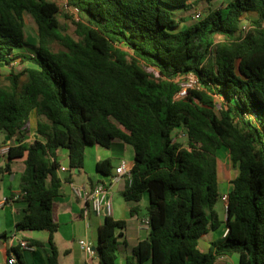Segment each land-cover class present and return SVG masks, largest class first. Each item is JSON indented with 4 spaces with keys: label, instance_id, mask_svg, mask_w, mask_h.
I'll use <instances>...</instances> for the list:
<instances>
[{
    "label": "trees",
    "instance_id": "trees-1",
    "mask_svg": "<svg viewBox=\"0 0 264 264\" xmlns=\"http://www.w3.org/2000/svg\"><path fill=\"white\" fill-rule=\"evenodd\" d=\"M67 2L81 18L75 37L61 32L54 0H0V67L19 59L32 63L22 72L25 85L11 72V85L0 87V129L10 139L0 177L12 173L15 159L25 158L19 194L25 207L16 230L47 231L48 264H60L53 215L63 184L59 152L68 149L70 174L83 172L88 146L109 148L118 139L135 151L125 200L138 203L149 195L151 232L126 264H223L221 257L236 253L237 264H264V0H230L220 7L213 0ZM200 2L207 13L185 24L176 11ZM25 13L38 25L33 55L20 50L28 45ZM55 40L63 48L53 49ZM190 72L201 88L175 100L176 78ZM33 112L41 138L31 141ZM179 128L187 131V145L174 137ZM221 148L239 167L226 192L225 221L216 208L226 194L219 178ZM112 168L110 159L97 162L103 175L112 176ZM224 222L226 235L201 249L200 239ZM126 225L105 215L99 264H117ZM21 249L12 247L24 264Z\"/></svg>",
    "mask_w": 264,
    "mask_h": 264
},
{
    "label": "crops",
    "instance_id": "crops-1",
    "mask_svg": "<svg viewBox=\"0 0 264 264\" xmlns=\"http://www.w3.org/2000/svg\"><path fill=\"white\" fill-rule=\"evenodd\" d=\"M30 120L33 121V125L28 139L33 141L41 138L36 132L37 117L34 112L31 114ZM0 138L10 143V139L5 133ZM134 157V148L122 140H114L109 148L99 144L90 145L85 152V170L70 174L68 171L69 151L66 148L60 150L58 159L62 167L66 169L58 170L63 184L60 193L53 201V215L59 223V228L54 233V241L59 250L60 264H99L98 253L92 257L87 256L82 251L79 241L82 238H88L97 247L99 227L104 222L105 215L95 212L91 206L86 213L87 203L76 189L79 187L91 188L99 182L110 184L109 198L112 201V212L109 215L116 220H126L127 222L126 228L123 230L124 236L120 239L117 264H126V258L132 254L134 246L142 239L149 237L151 228L143 222V219L148 216V193L144 194L138 203L126 201L124 198L125 181L121 180L111 184L112 176L103 175L97 170L99 160L110 159L113 165L111 172L114 175L115 168L121 164L123 159L132 167ZM24 159V157L15 159L12 164V173L0 177V201L7 200L0 207V264H6L12 247H19L21 238L31 237L44 242L43 245H34L35 247L31 250L21 249L24 264H48V256L51 251L47 231H17L15 228L16 223L23 218L25 207L19 195L21 191L20 177L25 167ZM5 162L6 158L0 159V164H5ZM68 175H71L72 181L64 180ZM221 226L222 231L218 238H222L227 230L225 223ZM210 231L203 237L209 235ZM93 233H95L94 236ZM218 238H215L214 235L208 237L209 246L213 240Z\"/></svg>",
    "mask_w": 264,
    "mask_h": 264
},
{
    "label": "rangeland",
    "instance_id": "rangeland-1",
    "mask_svg": "<svg viewBox=\"0 0 264 264\" xmlns=\"http://www.w3.org/2000/svg\"><path fill=\"white\" fill-rule=\"evenodd\" d=\"M58 3L60 7V11L58 13L60 22H61V32L63 34H70L72 36H77L75 30H76V20L81 19L79 16V12L68 5L67 0H54ZM230 0H213V6L214 7H220L222 5H225ZM208 5L205 2H200L199 4H196L194 7L189 9H180L176 11L178 16L185 18V24H190L197 20L195 17L196 13L201 11L203 16L207 13ZM24 20L26 24V38L28 45L24 46L20 50L22 52H25L27 54H35L36 48L39 45V38H38V25L34 17L29 14L25 13ZM247 27H249V31L252 29L253 25L250 22H247ZM218 39H222V37H218ZM52 47L55 50H59L63 48V45L60 43V41L55 40L52 42ZM28 66H32V63L30 62H23L20 59L16 61L12 65H5L0 67V87H9L11 85L10 80V74L11 72L15 74L20 75V83L24 84L27 80V75L22 74L23 70H25ZM149 71H151L154 75H158V70L155 67H146ZM25 85V84H24ZM216 100L218 102V107L222 104V99L220 97H216ZM31 121V120H30ZM33 125V121L30 122V130ZM6 134L4 130L0 129V137L3 136V134ZM174 137L176 140L181 141L184 145H187L188 143V136L187 131L185 128H179L175 130ZM6 140L0 138V145L6 144ZM4 159V158H0ZM218 163H219V178H220V187L222 193H226L230 190L232 186V180L235 178V176L239 173V167L233 163L231 158V153L227 148H221L218 150ZM223 197V196H222ZM222 197L219 199V201L216 204V208L220 212L221 218L225 221L226 220V206L225 202L223 201ZM144 211H146V208H144ZM225 223V222H224ZM222 226L219 229L211 230L209 235L206 237H203L200 239V247L201 249L207 251L209 249V241L208 237L213 236L215 238H218L221 234ZM93 236L95 233L92 234ZM96 241V238H95ZM219 261L223 264H237L238 263V254H234L232 256H223L219 259ZM151 262H146L145 264H150Z\"/></svg>",
    "mask_w": 264,
    "mask_h": 264
},
{
    "label": "built area",
    "instance_id": "built-area-1",
    "mask_svg": "<svg viewBox=\"0 0 264 264\" xmlns=\"http://www.w3.org/2000/svg\"><path fill=\"white\" fill-rule=\"evenodd\" d=\"M195 17L197 19H200L203 17V14L201 11L197 12ZM249 29L247 25H245V30ZM180 82V89L177 91V93L174 96L175 100L183 99L188 96L190 93V90L192 89H200L201 88V82L198 77V75L194 72H190L187 74L179 75L176 78ZM10 143L1 144L0 145V158H6V155L9 151ZM61 169L65 170V167H61ZM121 180L132 182V170L131 166H129L128 162L123 159L121 164L115 168V174L112 175L110 183L119 182ZM109 187L110 184H107L105 182H99L95 186L91 188H76L79 192V194L84 198V200L87 203V210L86 213H88L89 206L92 207V209L97 213H102L104 215H109L112 212V201L109 198ZM223 201L225 202V206L227 208V202H228V194H224L222 197ZM6 199L3 201H0V207L6 203ZM143 222L150 226V220L149 217L146 216L143 219ZM227 233V230L225 232V235ZM19 245L24 250H31L35 246L30 245L27 240L21 238L19 240ZM80 247L82 251L89 257H92L94 255H97V247L93 243L92 240L88 238H82L79 241ZM6 264H19L18 258L15 254V252L11 251Z\"/></svg>",
    "mask_w": 264,
    "mask_h": 264
}]
</instances>
